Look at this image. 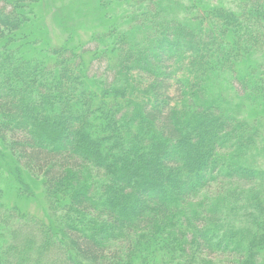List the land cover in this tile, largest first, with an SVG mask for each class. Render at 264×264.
<instances>
[{"label": "trees", "instance_id": "1", "mask_svg": "<svg viewBox=\"0 0 264 264\" xmlns=\"http://www.w3.org/2000/svg\"><path fill=\"white\" fill-rule=\"evenodd\" d=\"M30 1L0 0V132L62 221L0 204V264H264L260 12L141 1L93 51L9 48Z\"/></svg>", "mask_w": 264, "mask_h": 264}, {"label": "rangeland", "instance_id": "2", "mask_svg": "<svg viewBox=\"0 0 264 264\" xmlns=\"http://www.w3.org/2000/svg\"><path fill=\"white\" fill-rule=\"evenodd\" d=\"M141 1L148 3V0H31L25 3L21 10L25 19L21 28L10 35L5 31L4 36L9 35L11 40H14L13 43H9V48L18 45V37L25 34L27 49L43 51L67 46L80 48L79 51L82 49L93 51L98 45L97 36L107 33L113 25L118 29L125 26L126 30L128 26L126 21L135 11L132 8L133 4ZM216 2L235 13L241 10L254 13L258 10L262 16L260 20L264 22V0H216ZM104 65V62H93L90 74L101 76L105 71ZM234 88L238 89V85ZM245 115L248 113H243L242 116ZM260 118L263 119L264 127V115ZM262 130L264 135V129ZM10 147L8 137L0 132V204L4 206L5 211L14 216V220L21 221L22 216L33 220L26 224L33 234L36 229L34 220L44 226L51 223L59 224L62 221L61 207L55 196L50 199L54 200L56 205H53L52 209L47 205L44 178L24 173L28 189L21 188L16 181L13 175L15 167L21 168L23 172L31 171L17 160V155ZM258 164L260 169H264L263 158L258 160ZM0 213L4 214L1 208Z\"/></svg>", "mask_w": 264, "mask_h": 264}]
</instances>
